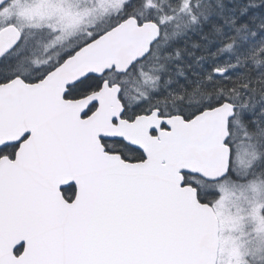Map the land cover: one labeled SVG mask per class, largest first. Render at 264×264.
<instances>
[{
	"label": "snow or ice",
	"instance_id": "obj_1",
	"mask_svg": "<svg viewBox=\"0 0 264 264\" xmlns=\"http://www.w3.org/2000/svg\"><path fill=\"white\" fill-rule=\"evenodd\" d=\"M0 264H264V0H0Z\"/></svg>",
	"mask_w": 264,
	"mask_h": 264
}]
</instances>
